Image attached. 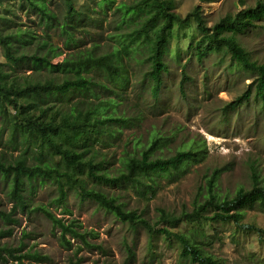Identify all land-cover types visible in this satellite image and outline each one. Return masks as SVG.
Listing matches in <instances>:
<instances>
[{"label":"trees","instance_id":"16d2710c","mask_svg":"<svg viewBox=\"0 0 264 264\" xmlns=\"http://www.w3.org/2000/svg\"><path fill=\"white\" fill-rule=\"evenodd\" d=\"M9 1L4 4L5 0H0V46L10 69L5 70L0 63V117L9 124V142L15 148L20 147L21 152L11 160L0 156V175L9 182L7 194L12 202L10 211L0 209V219L11 224L18 221L13 217L17 210L40 211L60 229L58 238L62 246L72 249L73 238L80 241L79 248L102 249V245L91 242L93 231L83 230L79 220L65 221L44 205L32 206L29 196L34 191V183L51 181L57 187L56 201L64 208L73 191L81 200L94 201L132 229L145 228L151 239L159 234L175 239L180 246L181 258L198 264H222L205 249L209 243L205 226L211 220L242 226L246 210L264 212V179L255 164L251 166L250 188L240 186L233 196H222L217 192L221 170H215L207 180L203 201L196 202L193 210H184L179 216L159 209L160 223L165 226L157 228L136 209H127L116 195L89 186V180L111 186L131 185L137 193L147 197L154 192L160 178L181 176L191 166L206 159V144L190 143L173 155L153 158L167 140L154 132L147 145L134 142V151H137L122 159L115 175L106 170L104 159H97V153L90 148L114 135L111 127L130 123L118 110L131 83L126 57H134L144 50L150 65L146 78L154 95L158 96L163 85V72L168 68L165 56L170 49L174 27L189 26L191 20L196 22L201 34L197 40L199 58L213 52H228L243 68L256 74L255 90L264 104V63L254 60L238 37L264 19V0H256L255 5L227 14L212 26H208L200 6L183 17L175 11V0H121L115 6L120 19L117 31L110 35L111 50L104 53H96L94 49L79 50L56 63L52 62L60 53L56 46L52 43L46 46L45 41L33 45L40 36L30 28L15 24L16 13L21 9L38 14L47 27L58 29L65 36L66 45L70 46L78 44L75 30L81 24L79 16L85 17L87 11L76 10L74 0H62L63 18L49 7L47 0ZM116 1L98 0V6L106 14ZM32 46L34 52L30 50ZM22 64H30L37 71L47 69L48 75L45 78L20 75L16 68ZM91 71L102 73L107 82L112 83V88L89 75ZM55 73H60L61 77ZM98 90L111 94L103 99ZM249 95L247 90L228 106L235 107ZM211 211L213 214L209 216L207 213ZM182 223L189 224V229H171ZM247 228L255 229L250 225ZM256 230L264 233L262 229ZM11 234L9 227L0 229V259L5 261L10 257L17 264H24L25 258L48 259L49 256L36 251L24 253V245L2 244L1 239ZM149 244L153 246L151 241ZM127 249L133 257L132 247ZM80 263L81 258L77 257L71 258L68 264Z\"/></svg>","mask_w":264,"mask_h":264},{"label":"rangeland","instance_id":"374dc122","mask_svg":"<svg viewBox=\"0 0 264 264\" xmlns=\"http://www.w3.org/2000/svg\"><path fill=\"white\" fill-rule=\"evenodd\" d=\"M120 1L117 0L114 7L104 14L98 0H74L76 10L87 12L85 17L79 16L81 24L75 30L78 44L70 46L66 45L65 36L58 29L47 27L32 11L19 9L13 18L15 24L30 28L40 36V40L33 45L45 41L46 46H49L48 43L56 46L60 52L52 59L56 63L79 50L94 49L96 53L111 50L113 43L110 35L117 31L120 19V12L115 6ZM175 1V11L183 17L200 6L208 26L227 14H235L256 3V0ZM47 2L64 18L62 0ZM200 35L194 20L189 26L174 27L170 49L165 56L168 68L163 72V85L158 96L154 95L146 78L150 65L146 53L142 52L144 50L134 57H126L131 83L118 110L130 123L111 127L114 135L90 148L97 153V159H104L106 170L115 175L122 159L137 151H134V142L137 140L147 145L154 132L167 140L156 150L153 158L173 155L190 143L206 144V159L191 166L181 176L160 178L154 192L147 197L137 193L131 185L111 186L89 180V186L116 195L127 209H136L157 228L165 226L160 223L159 209L179 216L184 210H193L196 202L203 201L207 180L215 170H221L217 192L222 196H233L240 186L251 187L253 164L264 179V104L255 90L256 74L243 68L228 52H213L200 59L197 50ZM238 37L252 58L264 63V19ZM30 50L34 52V47ZM0 63L10 71L1 46ZM16 70L20 75L32 77L45 78L48 75L47 69L37 71L30 64H22ZM55 75L61 77L60 73ZM89 75L96 76L98 81L106 82L112 88V83L107 82L102 73L91 71ZM247 90L249 98L235 107L228 106ZM107 92L99 93L104 99L111 94ZM10 138L9 124L0 117V156L9 160L21 152L20 147L11 145ZM8 183L0 175V209L6 211L12 208L7 194ZM34 186L29 196L32 206L44 205L65 221L79 220L83 230L93 231L91 242L103 248H79L80 241L73 238L74 247L66 248L59 242L60 229L54 227L43 212L17 210L13 215L18 219L16 223L6 224L0 219V229L9 227L12 230V234L2 238L1 243L11 247L24 245V253L30 250L49 256L46 260L25 258L24 264H68L71 258L77 257L81 258L80 264H198L181 258L180 246L175 239L160 234L151 239L145 228L132 229L128 223L100 208L94 201L81 200L73 191L69 193L64 208L56 201L57 187L51 181L35 182ZM207 214L210 216L213 212ZM249 225L255 229H248ZM242 226L211 220L205 226L209 241L205 249L222 264H264V233L256 230H264V212L246 210ZM171 229L186 231L189 224L182 223ZM67 238L70 236L67 235ZM127 247H132L133 257H130ZM0 264H17V261L7 257L5 261L0 259Z\"/></svg>","mask_w":264,"mask_h":264}]
</instances>
